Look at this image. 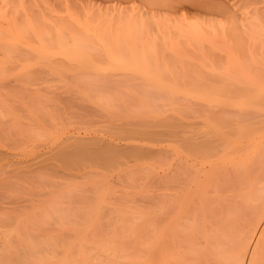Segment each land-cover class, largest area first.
<instances>
[{
  "label": "rangeland",
  "instance_id": "obj_1",
  "mask_svg": "<svg viewBox=\"0 0 264 264\" xmlns=\"http://www.w3.org/2000/svg\"><path fill=\"white\" fill-rule=\"evenodd\" d=\"M203 1L217 4L216 8L225 7V10L219 8V10L212 9V12L209 10L197 14L194 13L197 11L196 6L189 0L185 1L188 4L184 2V6H182V0H0V28L3 29L6 27L21 28L30 19L29 13L34 12L33 20L37 21L36 17L38 16L41 22H51L58 26L82 30L84 33L88 29L96 31L100 36L107 32L114 34L119 30L128 32L139 28L147 30L146 33L149 32V35L151 34L153 38L157 39V44L151 46V49L162 46L163 50L159 48L166 52L157 58H122V56L116 55L117 58H84V60L82 58H4L1 55L0 95L3 96V99L0 97V149H2V151L0 150V193L4 196H0V236L2 237H0V253L8 252L17 256L15 253L21 246L22 252L24 249L27 251L40 250L38 246L24 247V245L35 244L39 235L44 238L42 241H46L45 238L49 234H56V230L51 231L49 228L46 229L48 234L45 232L44 234L41 232V228L49 226L48 223L57 218V212L60 213L58 211L60 210L59 204L71 200L73 196L79 197L78 194L82 197L84 195L82 193L91 192L88 197H95L94 200L97 201V204L96 201H91L90 204L95 203L98 206L114 203L107 196L108 194L114 197V200L115 196H120L122 199L119 202L117 201L118 197L116 198L117 205L120 204V207L116 208V205L115 207L113 204L111 205L117 209L116 213L113 211L115 216L112 217L115 219L110 218L112 221L108 220V217H101L103 220L100 219L101 222L98 220L96 224L93 222L94 220L90 221L92 217L89 216V220L87 217L85 219V216L82 217L86 221L83 220L82 228L84 227V229L90 227V222L99 225L93 232L94 234H112L123 230L112 226L115 228L114 230L110 226L118 221L119 227H125L122 217L127 216L126 212L129 214L127 217H130V220L137 216L135 219L139 220V223L143 222V218L148 219L147 212L152 205L149 200L150 194L156 191H165L166 185L171 183L172 175L186 176L190 172L196 173L198 167L204 163L207 165L211 159L210 154H204L199 150H203L209 141L216 144V139L230 134V137L236 141L228 146L231 145L234 148V146L241 145L245 122L235 124L234 118L249 106L237 104L242 99L241 95L245 93V83L236 85L235 90L238 91L234 90V86L239 79L251 83L247 76V62L250 59L249 48H255V52L258 53L264 40V36L254 37L255 34L261 35L260 28L264 26L262 18L264 16V0ZM179 7L185 8H181V10ZM183 12L189 16V22L182 18L181 13ZM131 27L133 30H130ZM162 35L165 38L161 37ZM164 44L166 47L163 46ZM166 54L168 55L165 56ZM162 55L164 56L162 57ZM85 60L95 63V67L93 64L91 67L94 70H91L97 71L99 77L96 72V75L88 72L91 76L86 72L78 74L81 71L82 64L80 63ZM96 66H98V70L101 68L100 73L102 69H104L103 73L107 71L112 73L108 75L107 72V75L102 74L101 76ZM88 70L90 71V69ZM237 73H245L247 79L241 78V75ZM116 75L124 76V79L123 77L120 79L122 83ZM105 76L106 78L112 77V82L117 77L115 83L118 82L121 87L124 86L121 91H125V95L132 93L133 90L136 95L150 90L154 92V96H160L155 99V105L150 106V101L147 107L140 104L139 100L135 109L131 110L132 113L129 111L130 114L126 108L122 107L119 110L122 112L125 110L124 113L120 112L124 115V120L129 119L130 115L132 117L133 121L131 118L127 122L124 121L123 126L126 129L137 125L134 130L135 132L137 130L135 133L137 146L161 150L148 152L144 149V154L141 152L139 157L138 153L133 155L136 149L130 148L126 150L128 152L125 151L128 156L126 153V156H118L115 158V160L118 159L117 161L111 160L113 161L111 165L108 161H105V165L104 160L102 161L104 164L98 162L100 157L98 160L95 159V156H90L91 159H89L90 157H81L79 167L76 165V169H69L68 163L70 165L77 164L76 159L79 157L76 158L73 155V158L72 156L64 158L57 151L74 141L73 133L75 135L83 134V136H88V133L89 135L97 133L98 136H108L110 132L107 129L109 125L105 127L106 125L99 123L97 112L93 113L94 110L98 109L97 111H99L104 106L91 100L95 96L88 93L90 88L87 85L88 81H96ZM101 78L99 80H106V78L104 80ZM209 93L218 95L220 99L216 101L203 97ZM249 93L253 94V90H249ZM105 94L103 99L109 101L111 97L107 93ZM62 96H70V101H72H64L66 98L62 99ZM77 103L80 104L77 106ZM62 105L64 106L62 107ZM89 105L92 108L88 109ZM88 111L92 112L93 117ZM125 114L129 116L126 117ZM136 116L139 117L137 119L141 118L140 122L137 120L140 124H135ZM10 120L15 122H10ZM21 121L25 125L19 123ZM129 121L134 123L130 124ZM128 122L129 124H127ZM28 124L32 126L30 127ZM126 124L128 128L125 126ZM123 126L119 128L123 129L122 131L125 130ZM33 127L37 128L34 130ZM113 129L117 130V128ZM153 129L158 132H153ZM94 130L97 132L95 133ZM151 130L153 134L144 135ZM68 134L72 138H69ZM261 136H264V125L258 128L255 138ZM57 146V151H48L52 147L57 148ZM54 155L60 158L54 157ZM69 159L74 162L70 163ZM239 159L245 160L244 157ZM81 162H84L83 165ZM95 162L99 165H96ZM54 163L55 167L51 168ZM86 163L88 166L84 165ZM89 164L91 165L89 166ZM100 164L104 166H100ZM74 172H81V174L74 175ZM46 176H50V179L47 177L49 182L46 185L41 182L45 185L42 187L38 180L40 177H42L40 181L46 180ZM95 189L97 196L92 194L95 193ZM42 192L46 194V200L43 202L37 200L36 203L37 197ZM25 196L31 200L27 202L26 206L20 208L22 210L16 208L15 205L20 203L14 200L19 201ZM60 200L62 202L56 204V201ZM106 200L112 203H107ZM9 201L14 203L10 204ZM121 207L124 210L120 209ZM118 208L122 212L125 211V215L119 213ZM130 208L131 212H128ZM142 212L144 213L142 214ZM120 214L123 216L121 217ZM137 221V226H142L139 229L141 230L143 224L141 225ZM87 222H89L88 225L85 224ZM120 223L123 226H120ZM79 224L81 225V223ZM84 224L85 226H83ZM147 225L145 226L147 227ZM29 226L33 228V232L26 229ZM88 229L87 232L90 233ZM127 231L129 233V230ZM83 233L85 230L79 234ZM120 233L124 234L122 231ZM20 240L22 244L19 243ZM42 241L38 243L42 244ZM17 245H20L19 248ZM2 261L5 260H1L0 264H5Z\"/></svg>",
  "mask_w": 264,
  "mask_h": 264
},
{
  "label": "bare ground",
  "instance_id": "obj_2",
  "mask_svg": "<svg viewBox=\"0 0 264 264\" xmlns=\"http://www.w3.org/2000/svg\"><path fill=\"white\" fill-rule=\"evenodd\" d=\"M183 1L184 0H182V2ZM190 1L196 6L197 11L193 12L197 14L209 10L211 11L212 9L219 10V8H223L220 5L219 8H216L218 5L210 3V1L189 0V2ZM184 2L182 3V6L188 4L186 2L184 4ZM223 9L225 10V7ZM33 13L34 12L29 13L31 16L30 19H28L21 28H0V58L1 55L2 57L4 56V58H82L83 60L84 58H117L115 57L116 55L122 56V58H157L159 55L161 56V54L166 53L161 51L163 48L162 46H159L161 49L159 47L157 49H151V46L157 44V39L153 38L151 34L149 35V32L146 33L147 30L145 31L140 28L129 32L127 30H119L114 34L112 32H107L105 35L100 36L96 31L88 29L85 31L86 33H84L82 30L66 26H58L51 22H41L36 14L35 15L37 17H35L38 20H33ZM181 14L183 16L182 18H184L186 22H189V16L185 12ZM259 18L264 19V16L262 18L259 16ZM130 30H133L132 27ZM260 30L261 35L255 34V38H261L264 36V26L260 28ZM163 36L164 35L161 37ZM163 38H165V36ZM163 46L166 47V44ZM167 55L168 54L165 56ZM249 55L250 59L247 62V76H249V81L251 83L248 81L243 82L242 79H239L235 82L234 86L235 90L236 85H244L245 83V93L241 95L242 99L240 102L238 101L237 104L249 106V108H245V111L239 112L234 118L235 124L245 122L242 130V141H240L241 145L239 147L234 146V148H232L231 145L228 146V144L236 141L230 137V134L226 135V137L216 139V144L209 141L204 146L203 150H199V152H203L204 154H210L211 159L207 162V165L204 163V165L198 167V171L196 173L190 172L186 176L172 175L173 177L171 183L166 185L165 191H156L155 193L150 194L149 200L152 205H150L149 211L147 210L148 219L143 218V222H140L141 225L143 224V228L141 230L139 229L142 226H137L138 224L136 223L137 220L135 218L137 216L130 220V217H127L129 214L126 212L127 218L125 216L122 217V214L120 215L124 219V222L122 223L127 229L125 227H119L118 221L115 222V226H110L111 228L118 227V229H123L121 231L124 234H121V231L119 230H116L118 232H116L117 234L115 232L112 234L105 233L106 235L100 233L99 235L94 234L93 232H95L97 230L96 228L99 227V225H96V222H98V220L101 222V217H108V220L110 218H114L112 216H115V210H117V207H120V204L118 203L119 205H117L116 202V198L118 196H115V200L113 199L114 197L109 196V190L107 196L111 198L112 202L116 203L114 204L110 201L114 207L116 205L115 209L111 206L112 204H105L103 206L95 205V203L90 204L91 201L95 202L96 200H94L95 197H88V194L91 193H88V191V194L82 193L85 196L83 195L80 197L78 194L79 197H70L71 200H67L65 203L61 200L58 202L56 201V204L62 202L59 206L56 205L60 208V210H58L60 213L57 212V218L50 221L48 223L49 226H43L42 228L45 227L44 229L41 228V232L43 233L45 232L48 234L46 229L49 228L51 231L56 230V234H49L48 236L46 234V241H42L44 238L39 235L40 240L43 242L42 244H39L41 241L38 237V239L35 238L37 241L33 239L35 244L30 243L24 245V247L30 245L32 247L38 246L40 250L34 249L27 251L24 249L22 252V246L19 248L20 245H17V248H19V251L17 250L18 252L15 253L17 256L11 255V253L8 252H2L0 253V261L5 260L2 261L5 262V264H264V136L255 138L258 128L261 127V125H264V40L260 45L258 53L255 52V48H249ZM163 56L164 55H162V57ZM91 62L92 63H90V61L87 62L86 60L84 62L82 61V63H80L82 64L80 68L81 71H79L78 74L81 72L83 74L84 72H86V74L88 72L95 74L96 72L98 75L97 71H92L94 70V68H91L92 64L94 65L95 63H93V61ZM96 67L98 70V66ZM88 69H90V71ZM100 69L101 68H99L98 71L101 76L102 74L107 75L106 73L108 71L103 73L102 71L104 69H102L100 73ZM89 73L88 75L91 76ZM110 73L108 72V75ZM237 74H240L241 78H246L245 73ZM123 75L121 76L124 79ZM119 76L117 77L120 80L122 77ZM117 77L114 79V82H112V77L108 79L106 76L103 78L100 77L103 80L106 78L105 81L99 80V78L96 81L90 80L87 82V85L90 88L88 93L95 96L93 97L94 99H90L96 104L105 107L99 111L95 108L96 111L94 110L93 113L97 112L96 115L100 118H97L99 123H103L106 125L105 127H108L109 125V128H107L108 131H110L108 136H98L96 133L97 131H95L96 129L94 128V132L96 134L94 132L93 133L95 135H91V133L89 135L88 133V136H83V134L75 135L73 133L72 137L75 139L66 147L61 148L58 151V146L57 148L52 147L49 150L47 149L49 152L57 151L58 154L60 153V155L64 158L67 156H72L73 158V155L76 158L79 157L80 159H76L78 161L77 164L73 163L74 161H72V159H69L70 163H73L71 164L73 166L68 163L67 166H69V169H76V165L80 163L81 157L95 156L96 160L100 157L101 159L99 158L98 162L100 161V163H103L108 161L111 165L113 162L111 160H115V158L120 155H125V153L128 152L126 151L127 149H136V152L133 151V155L138 153L139 157L140 154L144 152V149H146L144 146H137V136L135 134L137 130L136 132L134 131L135 126L137 128V125H134V127H132V125V128L129 126L131 129H126L123 126L125 123L124 121L127 122L130 118L132 120V117L131 115L129 116L128 114H125L126 117L129 116L130 118H125L126 120H124V115H122V113H124L125 110L122 112L119 108H126L128 113L129 111L132 113L131 110L135 109L134 107L139 100L140 104L147 107L149 106L150 101V106L155 105V99L160 96H154V92L150 90H147L146 92L144 91V93L141 92L140 94L137 92L139 95H136V92L133 93V90L131 91L132 93L126 94L129 95L127 97L125 95L126 92L121 91L124 89V86L121 87V84L118 82L115 83L117 81ZM249 90H253V94L249 93ZM105 93L111 97L109 101H105V98L103 99V96H106ZM54 94L52 95L56 97L55 92ZM206 95L207 96L203 97L208 100L215 99L217 101L220 99L216 94L209 93ZM58 96L59 95L57 94V98ZM63 96L61 97L62 99L66 98L64 101H72H70V96ZM171 97L174 98V96ZM4 101L6 102V100ZM78 104L80 103H77V106ZM24 106L26 105L24 104ZM63 106L64 105H62V107ZM90 108H92L91 105L88 106V109ZM137 118L139 117L136 116L135 124L138 123L137 120L139 121L142 118V115L140 119ZM48 119L50 120L49 117ZM13 121L10 120V122ZM45 121L47 122L46 119ZM132 121H129L131 122L130 124L134 123ZM129 122L127 124H129ZM19 123H22V121ZM26 123H28V121H26ZM22 124L25 125V123ZM127 124L125 126L128 128ZM43 125L41 126L43 127ZM28 126L30 125L28 124ZM122 126L125 128L124 131H122L123 129H119L122 128ZM36 128L33 127L34 130ZM113 128H117V130H114ZM154 131L155 129H153V132ZM153 132L151 130L149 133L144 135L150 136ZM156 132L158 131L156 130L155 133ZM72 137L69 135V138ZM130 139L131 141H129ZM148 147L151 148L150 146ZM138 149L141 150L139 151ZM152 149L153 148L146 150H148V152L161 150ZM0 150L2 151V149ZM46 152L47 151H45V153ZM126 155L128 156V153H126ZM55 156L56 155H54V157ZM91 157L89 159H91ZM240 157H244L245 160H240ZM229 161L233 162L229 163ZM83 163L81 162L82 165ZM103 164H100V166H104ZM109 164L108 166H110ZM54 165L55 163L51 166V168L55 167ZM84 165L88 166V163ZM90 165L91 164H89V166ZM57 167L59 166L57 165ZM76 173L81 174V172ZM76 173L74 175H76ZM66 174L68 175L67 172ZM47 177L49 178L50 176H46V180L43 179L41 181L40 178L42 177L39 178L38 181L40 182V186L44 187L49 182L47 180L50 178L48 179ZM41 182H44L45 185ZM92 185H94V183H92ZM94 192L95 193L92 194L95 195L97 193L96 189ZM1 195L3 194L0 193V196ZM35 196L37 197L36 194ZM39 196V198H35L36 203L37 200L38 202L46 200L47 196L45 193L42 192ZM107 196L106 198H108ZM29 200L31 199L26 198V196L23 197V199L21 198L19 201L14 200L20 203L19 205H15L16 208L20 209L21 207L26 206ZM34 200L32 202L33 204ZM119 200H122L120 196L117 198V201ZM107 201L109 200H106V202ZM8 203L13 204L14 202L9 201ZM120 209H122V207ZM120 209L119 213H124L125 215V211L122 212ZM128 212H131V208ZM132 212L136 213L135 211ZM143 213L144 212H142V214ZM118 214L117 216L119 217ZM84 216L85 219L89 216L92 217L87 220H94L93 222L96 223V226L93 222H90V227H85V229L84 227L82 228V224L85 221L84 218L82 219ZM134 219L135 221H133ZM137 222L139 223V220ZM79 223H81V225ZM88 223L89 222L85 224L88 225ZM78 224L79 226H77ZM85 224L83 226H85ZM121 225L122 224L120 223V226ZM145 225H147V227ZM26 229L31 230V232L34 231L30 226L26 227ZM87 229L90 233L87 232ZM113 229L115 230V228ZM84 230L85 233L79 234ZM127 230H129V233ZM20 242L22 241L20 240L19 243Z\"/></svg>",
  "mask_w": 264,
  "mask_h": 264
}]
</instances>
